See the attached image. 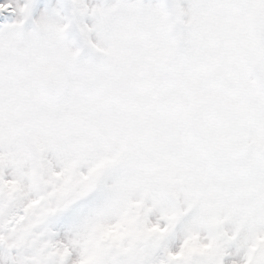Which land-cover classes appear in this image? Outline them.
Here are the masks:
<instances>
[{
    "label": "snow or ice",
    "instance_id": "6c2138e0",
    "mask_svg": "<svg viewBox=\"0 0 264 264\" xmlns=\"http://www.w3.org/2000/svg\"><path fill=\"white\" fill-rule=\"evenodd\" d=\"M0 264H264V0H0Z\"/></svg>",
    "mask_w": 264,
    "mask_h": 264
},
{
    "label": "rangeland",
    "instance_id": "374dc122",
    "mask_svg": "<svg viewBox=\"0 0 264 264\" xmlns=\"http://www.w3.org/2000/svg\"><path fill=\"white\" fill-rule=\"evenodd\" d=\"M49 2L52 4V5H55L57 0H49Z\"/></svg>",
    "mask_w": 264,
    "mask_h": 264
}]
</instances>
